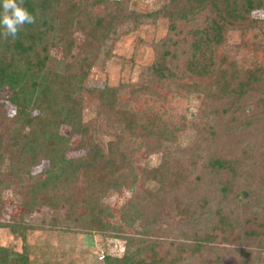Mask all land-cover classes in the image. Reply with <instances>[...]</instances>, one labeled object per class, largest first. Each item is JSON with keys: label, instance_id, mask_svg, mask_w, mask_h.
Here are the masks:
<instances>
[{"label": "trees", "instance_id": "obj_1", "mask_svg": "<svg viewBox=\"0 0 264 264\" xmlns=\"http://www.w3.org/2000/svg\"><path fill=\"white\" fill-rule=\"evenodd\" d=\"M139 1L23 0L34 23L14 38L0 30V93L15 108L0 134V216L10 181L46 163L45 178L22 193L23 217L0 230L26 242L34 227L24 218L47 208L52 227L60 216L107 233L102 198L139 178L142 191L121 220L143 236L154 222L147 213L168 206L179 235L169 243L120 236L124 255L107 254L105 264H264V0H168L147 12ZM160 20L167 35L151 45L154 60L136 82L86 87L117 41ZM85 94L113 132L105 146ZM180 102L197 103V113H178ZM131 145L160 153V165L135 175ZM0 264H31L28 247L0 245Z\"/></svg>", "mask_w": 264, "mask_h": 264}, {"label": "rangeland", "instance_id": "obj_2", "mask_svg": "<svg viewBox=\"0 0 264 264\" xmlns=\"http://www.w3.org/2000/svg\"><path fill=\"white\" fill-rule=\"evenodd\" d=\"M168 0H141L138 6L141 12L152 11ZM255 16H259L255 14ZM168 24L165 20H160L157 25H145L136 32L122 37L116 42L112 59L105 67H98L93 70L90 78L86 82L87 88H103L105 85L118 87L120 84L134 83L137 81L143 68L150 66L154 60V53L151 45L163 39L167 35ZM80 46L84 45L83 37L77 35ZM238 34L231 35V44L239 43ZM58 58L61 57L59 54ZM6 93H0V134L5 131V122L12 119L15 108L6 99ZM180 114L197 113V103L180 102L174 105ZM85 108L89 114L88 119L96 120V134L99 143L105 146L113 138V132L105 117L98 114L94 99L85 94ZM62 135L69 136V127L62 128ZM6 133H4L5 136ZM192 133H188L183 144L186 145ZM9 137H5V142ZM76 140H73L72 147ZM134 174L139 176L146 169L158 167L161 163L160 153H146L145 149L136 148L131 145ZM135 147V148H134ZM13 151V150H12ZM83 153H69L68 158L77 157ZM46 163L35 168L30 175L20 174L16 179L10 181V187L3 192V201L6 213L0 216V222H11L23 217L21 198L24 190H28L39 179L45 178ZM18 178H20L18 180ZM130 189L123 188L120 191L113 190L105 195L101 200V207L106 211L105 222L112 226L111 231L83 232L79 228L62 224L63 219L59 216L57 226H51L50 218L54 212L47 208L35 210L30 216L25 217V223L34 227L27 232V241L23 238L14 236L5 229L0 230V245L4 248L13 249L16 253H23L28 247L31 264H105L107 254L120 257L124 255L126 248L120 236H133L148 240L162 241L169 243L179 235L180 227L173 225L175 216L168 211L169 207L162 210L150 211L145 217V224L142 228L145 235H137L140 231L138 226H126L121 220L122 210L129 205L133 198L137 197L142 191L141 180ZM180 199L188 196V193L179 194ZM60 215L68 213V207L61 205ZM122 229L118 233V229ZM117 229V230H116ZM221 246V245H220ZM240 249L239 247H233Z\"/></svg>", "mask_w": 264, "mask_h": 264}, {"label": "clouds", "instance_id": "obj_3", "mask_svg": "<svg viewBox=\"0 0 264 264\" xmlns=\"http://www.w3.org/2000/svg\"><path fill=\"white\" fill-rule=\"evenodd\" d=\"M34 23V17L23 7V0H0V30L15 37L24 24Z\"/></svg>", "mask_w": 264, "mask_h": 264}]
</instances>
